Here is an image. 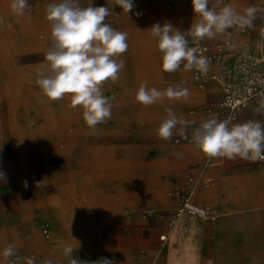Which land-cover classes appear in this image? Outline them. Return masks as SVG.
<instances>
[{
    "label": "rangeland",
    "instance_id": "1",
    "mask_svg": "<svg viewBox=\"0 0 264 264\" xmlns=\"http://www.w3.org/2000/svg\"><path fill=\"white\" fill-rule=\"evenodd\" d=\"M262 1L226 0L215 7L218 11L220 7L230 4L238 13L243 14L247 7H262ZM51 2L53 0H29L31 19L28 20L12 13L9 7L11 0H0V45L8 41L10 36L19 42L32 38L35 26L45 24L50 29V32L44 26L36 29L35 39L38 41L35 45L44 49L16 51L9 60H0V171L6 174L5 180H0V188L5 191L6 182L11 180L20 184L26 181L28 185L8 191L12 203L33 197V187L37 189L38 196L75 198L79 202L78 208L83 209L81 213H85L84 204L90 200L94 203L93 207L118 204L127 214L126 211L137 208L134 195L146 198L149 194H156L163 199L171 198L173 205L162 206L160 210L148 213H143V208L142 214L162 215L171 213L178 207V190H192V199L198 205H203L212 198L215 194L210 179L212 174L203 176L200 181L193 177L190 184H171L166 181L170 162L175 167V159L181 157L174 153L200 151L194 143L176 140L181 136L180 125H177L169 140L159 138L156 129L167 116L165 109L171 107L178 118L190 121L187 133L192 132L203 116L202 110L211 100L216 101L217 93H206L202 100L192 101L194 92L191 90L186 100L165 98L162 102L157 101L149 106H144L135 99L136 91L144 82L148 88L155 87L158 90H164L168 86L199 90L189 79V73L171 74L162 70V53L158 50L157 40L149 31L153 24L160 23L163 26L166 22H170L174 28L187 31L195 18L191 0H185V3L180 0H133L135 7L127 16L116 5L115 15L121 22L118 31L128 33L129 47L121 58L125 66L119 73V80L107 81L103 85L104 94L113 105L111 119L97 125L95 130L87 127L80 106H70V96L66 95L57 101L49 100L36 83L39 78L37 74L45 68V53L52 46L51 25L45 18V6ZM92 4L101 6L99 0H92ZM135 12H140L141 15L137 17ZM260 19L254 21L255 27L249 28L250 31L257 29ZM240 35L244 36V43L235 40L237 50L245 47L246 43L257 53L264 48V35ZM254 36L257 38L250 40ZM223 37V34H219L213 39L202 40L214 45ZM187 39L191 47L190 36ZM249 106L240 113L237 122L249 119L264 121V115L254 117L257 115L255 106L254 116L248 113L246 110ZM218 160L220 159L209 160L208 157L203 160L191 159L185 165L213 170L217 166L212 163ZM9 161L17 171L11 170ZM201 187L205 191L198 198ZM62 200L60 201L63 202ZM64 204L67 205L64 208L44 205L41 215L50 223L51 230L48 231L46 241L39 235L36 236V246L31 252L34 258L39 259L43 254H58L65 248L63 241L68 236L75 239L67 229L57 225L59 214H77L67 210V200ZM20 211L18 206L14 207V212ZM45 223L39 221L42 234L44 228L48 229ZM9 244L11 239L1 233L0 263L22 264L17 254L10 259L3 257L2 252Z\"/></svg>",
    "mask_w": 264,
    "mask_h": 264
},
{
    "label": "crops",
    "instance_id": "2",
    "mask_svg": "<svg viewBox=\"0 0 264 264\" xmlns=\"http://www.w3.org/2000/svg\"><path fill=\"white\" fill-rule=\"evenodd\" d=\"M99 1L101 6L112 10L106 22L119 30L121 22L115 15L116 0ZM180 1L185 3V0ZM78 3L86 7L91 0H78ZM42 26L48 28L50 32L49 26L44 24L35 26L32 38L26 41L19 42L10 36L8 41L0 45V60H9L16 51L44 49V47L35 45L38 41L35 39L36 29ZM256 38L255 36L250 37V40ZM234 39L238 43H244L243 35L237 34ZM202 42L210 44L203 40ZM246 50L256 52L251 47ZM259 53H264V48ZM121 58L122 56L117 60ZM229 64L227 61L224 66L227 67ZM220 70L218 66L210 65L208 73L218 75L221 73L218 72ZM179 72L189 73V79L194 83L192 70L185 72L184 67H180L171 74ZM211 82L210 86L207 84L205 88H200L194 83L199 90L189 88V91L194 92L191 100H202L206 93H217L215 99H218L221 96V84L218 80ZM259 100L254 101L255 104L250 105L246 110L252 116H254L253 106L257 110ZM258 115L257 112L254 117ZM177 153H180L181 157L175 159V167H172V162H170L166 181L171 184H190V179L193 177L200 181L203 176L212 174L210 179H212L215 194L204 204L209 203L214 207L217 212L216 219L185 217L176 227H171L169 225L171 213L143 215V208V213H148L158 211L162 206L173 205L171 198L163 199L156 194H149L146 198L134 195L137 208L133 211H126L127 214L118 204L111 203L105 207H93L94 203L90 200L84 204L85 213H81L83 209L78 208L79 202L75 198L38 196L37 189L33 187V197L13 204L7 194L8 191L16 190L24 184L11 180L6 182L5 191L0 188V234L8 235L20 258L31 257L35 260V264H42L45 259H51L53 264H68L63 251L58 254H43L39 259L34 258L33 253L31 254L36 246V236L39 235L45 241L49 237H46L44 231V235L42 234L39 221L48 223V231L51 230L50 223L43 214L41 215L44 205L64 208L67 206L64 204L67 200L69 205L67 210L77 214L72 216L68 213L70 216H67L71 220L64 214H59L57 225L75 236V239L68 236L63 244L77 248L73 256L81 261L93 262L100 258H108L114 264H264V161L253 162L238 157L223 160L225 157H218L220 160L212 163L217 167L210 170L207 167L185 165V162L191 159L203 160L207 157L202 152ZM8 166L12 171H17L11 165V161ZM204 191L202 187L199 189L198 198ZM16 206L20 208V213L14 212ZM163 234L167 236L166 241L160 238ZM21 262L26 264L23 259ZM2 263L12 264V262Z\"/></svg>",
    "mask_w": 264,
    "mask_h": 264
},
{
    "label": "clouds",
    "instance_id": "3",
    "mask_svg": "<svg viewBox=\"0 0 264 264\" xmlns=\"http://www.w3.org/2000/svg\"><path fill=\"white\" fill-rule=\"evenodd\" d=\"M191 2L195 18L187 31L174 28L170 22L163 26L155 23L149 30L158 42V50L162 53L161 67L165 72H176L183 64L185 70L195 68L206 74L211 64L210 59L199 54L197 48L189 47L187 36L201 40L213 39L229 28H253L257 18H264V8L258 6L247 7L241 14L230 4L217 11L216 7H209V0ZM115 5L126 16L135 7L133 0H116ZM9 7L14 15L31 19L29 0H11ZM111 12L108 7L93 6L92 0L86 7L81 6L78 0H53L45 6V18L51 25L52 46L45 53V68L37 74L39 78L36 83L49 100L57 101L66 95L70 96V106L82 108L83 119L91 130L111 119L113 105L110 98L105 96L103 85L107 81L119 80V73L125 65L123 60L118 61L117 58L129 47L128 33L118 31L111 23L106 22ZM134 14L137 17L141 15L140 12ZM189 95L190 91L186 87L168 86L164 90H158L155 87L148 88L144 82L136 91L135 99L138 103L149 106L157 101L162 102L165 98L186 100ZM165 111L167 116L156 129L158 137L169 140L177 125H180L179 134L187 138L190 121L178 118L171 107ZM256 111L264 115V98L259 100ZM234 119L235 117L229 116L224 120H204L192 131V142L208 158L238 157L253 162L264 160V121L249 119L233 123ZM5 178L6 174L0 171V180ZM27 186L25 181L24 187ZM76 249L71 245L63 249L68 264H114L108 258L93 262L81 261L73 256ZM2 255L5 259L15 257V245L9 244ZM20 259L25 260L26 264H35L31 257ZM42 264H53V261L45 259Z\"/></svg>",
    "mask_w": 264,
    "mask_h": 264
},
{
    "label": "built area",
    "instance_id": "4",
    "mask_svg": "<svg viewBox=\"0 0 264 264\" xmlns=\"http://www.w3.org/2000/svg\"><path fill=\"white\" fill-rule=\"evenodd\" d=\"M226 0H209V7H214L215 4L223 3ZM264 8V0L262 1ZM264 18H261L260 24L255 31H250L249 28L233 27L226 30L222 40L217 41L214 45L205 44L201 39H194L190 36L191 47L198 49L199 54L208 57L211 63H218L224 57L233 59V65L225 73H219L214 78L219 80L222 85L221 96L215 101L208 104L202 110V118L197 122L198 127L201 122L209 118L218 120L227 119L229 116L235 117L232 121H236L240 113L247 108L252 102L264 98V55L256 57L249 55L242 50L235 48V35L256 33L257 36H263ZM209 78V73L202 74L199 70L192 69V79L194 83L205 88ZM195 127V128H196ZM194 128V129H195ZM185 136H179L177 141L192 142V132ZM264 161V160H259ZM180 197L178 207L171 212L169 225L176 227L182 219L189 218H204L216 219L217 212L214 207L209 204L198 205L192 199L193 192L190 189H181L177 192ZM48 235V229H43ZM162 241H166L167 236H160Z\"/></svg>",
    "mask_w": 264,
    "mask_h": 264
},
{
    "label": "bare ground",
    "instance_id": "5",
    "mask_svg": "<svg viewBox=\"0 0 264 264\" xmlns=\"http://www.w3.org/2000/svg\"><path fill=\"white\" fill-rule=\"evenodd\" d=\"M236 48V47H235ZM246 48H248V43H246V46L244 49H240L242 50L243 52L249 54V55H252V56H256V57H261L264 53H256V52H253V51H250V50H246ZM261 50V49H260ZM229 61V66L225 67L224 66V63ZM210 65H215V66H218L219 68H221L220 71L218 72H221V73H225L227 70H229L231 68V66L233 65V59L232 58H229V57H224L223 59H221L218 63H211ZM217 76V74H213V75H209V78H208V81H207V84L209 85V83L212 81V80H217L215 79L214 77ZM252 104H255L254 102L251 103ZM197 108V107H196ZM203 108V107H202ZM177 193V192H176ZM179 204V203H178ZM47 226H48V229H49V224L48 223H45ZM44 228V227H43ZM200 235V234H199ZM49 236V233L48 235ZM58 240H55V242H57ZM195 260V259H194Z\"/></svg>",
    "mask_w": 264,
    "mask_h": 264
}]
</instances>
